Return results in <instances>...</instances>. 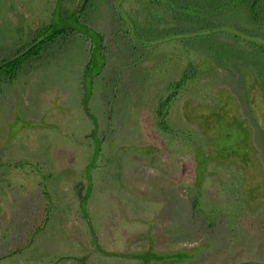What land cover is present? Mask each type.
<instances>
[{"label": "rangeland", "instance_id": "374dc122", "mask_svg": "<svg viewBox=\"0 0 264 264\" xmlns=\"http://www.w3.org/2000/svg\"><path fill=\"white\" fill-rule=\"evenodd\" d=\"M54 3L0 0V58L49 21ZM63 3L82 4L84 18L110 39L107 0ZM234 18L248 21L244 10ZM243 42L235 49L249 55ZM88 44L78 33L60 37L13 79L0 76V264H143L131 255L149 247H198L175 264H264L263 106L253 67L199 71L169 107L167 131L155 110L186 59L176 57L185 45L165 43L122 67L118 80L111 73L96 79L88 101L95 124L81 105ZM207 52L197 45L189 57L209 61ZM219 106L243 122L247 160L215 153L211 115ZM194 197L208 220L211 210L219 215L213 228L190 218Z\"/></svg>", "mask_w": 264, "mask_h": 264}, {"label": "trees", "instance_id": "16d2710c", "mask_svg": "<svg viewBox=\"0 0 264 264\" xmlns=\"http://www.w3.org/2000/svg\"><path fill=\"white\" fill-rule=\"evenodd\" d=\"M107 1L110 4L111 16L110 39L106 40L105 33L84 18L82 4L65 8L63 0H55L49 21L38 27L26 44L17 48L11 55L0 58V76L13 79L17 70L26 61L38 56L46 46L60 37L64 38L73 33L84 35L89 44L88 58L81 73L83 86L81 105L96 124V118L88 107L96 79L103 74L111 73L114 76L112 80L116 81L118 73L123 71L122 67L133 68L158 51L161 45L170 43L171 46V42L179 41L185 45V49L177 53L176 57L184 56L186 62L180 75L169 82L167 93L158 101L155 110L158 126L167 131L172 129L166 120L169 107L179 97L189 80H194L198 72L205 67L212 64L221 67L228 63L227 69L232 72L234 64L253 67L262 92L263 111L258 124L264 128V15L261 13L264 0ZM241 10H244L248 17V21L243 24L237 23L234 18L235 12ZM222 35H231L232 40H219ZM235 41L241 43L244 41L253 54L248 55V52L245 54L240 49L242 54L235 49ZM203 44L207 46L209 61L197 63L193 57H189V50L190 47ZM255 53L258 55L257 59L253 58ZM106 101L111 103L109 99ZM211 118L213 125L218 129L214 139L215 153L239 155L241 160H247L250 144L245 137L247 131L243 122L234 116L230 117L222 106L212 111ZM97 127L98 125L95 129ZM239 135L241 137H235ZM96 153L97 151L95 155ZM91 166V163L87 164L88 170ZM88 192L80 198V207L84 212ZM191 200L190 218L199 228L203 229L205 226L213 228L216 222L221 221L216 219L219 215L212 210L211 214L214 217L208 220L198 199L194 197ZM197 250L198 247L156 252L149 247L131 256L139 258L143 264H148L152 260L175 264L193 257Z\"/></svg>", "mask_w": 264, "mask_h": 264}]
</instances>
